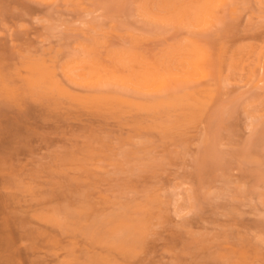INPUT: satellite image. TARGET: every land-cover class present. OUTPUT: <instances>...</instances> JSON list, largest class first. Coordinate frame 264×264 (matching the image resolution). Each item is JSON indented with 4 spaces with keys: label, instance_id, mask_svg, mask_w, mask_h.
Masks as SVG:
<instances>
[{
    "label": "rangeland",
    "instance_id": "rangeland-1",
    "mask_svg": "<svg viewBox=\"0 0 264 264\" xmlns=\"http://www.w3.org/2000/svg\"><path fill=\"white\" fill-rule=\"evenodd\" d=\"M217 4L0 0V264H264V0Z\"/></svg>",
    "mask_w": 264,
    "mask_h": 264
},
{
    "label": "bare ground",
    "instance_id": "bare-ground-1",
    "mask_svg": "<svg viewBox=\"0 0 264 264\" xmlns=\"http://www.w3.org/2000/svg\"><path fill=\"white\" fill-rule=\"evenodd\" d=\"M201 1V0H200ZM220 0H202V5L199 7V10L198 11H200L202 14H204V15H206V17L213 11V9H215V7H216V5H218L217 4V2H219ZM194 3V2H193ZM201 3V2H200ZM228 5V4H227ZM230 5H233V4H230ZM194 6V5H193ZM225 6H226V3H225ZM228 7H229V5H228ZM217 8V7H216ZM222 8H223V6H222ZM216 10V9H215ZM222 12V11H221ZM224 13V12H223ZM203 21L205 20V18L204 19H202ZM210 20V19H209ZM206 21V20H205ZM217 21V20H216ZM202 23V22H201ZM204 24V23H203ZM206 25V24H205ZM204 26V25H203ZM201 28V27H200ZM202 42V41H201ZM197 50V55L199 56V57H196V56H194V57H196V58H193V60H194V62L192 61V63H193V66H192V68H196L197 70H199V71H194V69H193V73L194 72H196V73H194V74H196V75H198L199 74V77H200V74L201 73H199V72H201L202 70H200L198 67H196L197 65H196V63H197V61H198V63L199 62H201V61H203L204 60V58H202V55L201 54H204L205 56H206V54L205 53H203V52H199L198 53V49H196ZM195 50V51H196ZM200 51V50H199ZM204 56V57H205ZM208 56V55H207ZM201 58H202V60H201ZM209 58V57H208ZM196 59H198V60H196ZM205 61V60H204ZM207 61V60H206ZM205 61V62H206ZM208 61H209V59H208ZM189 62V61H188ZM187 62V63H188ZM210 62V61H209ZM122 63V62H121ZM197 63V64H198ZM123 64V63H122ZM204 64V63H203ZM59 65V64H58ZM183 66V65H182ZM195 69V70H196ZM79 70V69H78ZM192 70V69H191ZM188 71H189V69H188ZM109 73V72H108ZM193 73H191V74H193ZM97 74V73H96ZM158 74V73H157ZM159 75V74H158ZM196 75L195 76H191V78L192 77H195L194 78V80L196 79ZM149 76V75H148ZM153 76V75H152ZM189 76V75H188ZM119 77V76H118ZM141 77H144V76H142V74H141ZM159 77V76H158ZM167 77V76H166ZM6 78V77H5ZM160 78H162V77H160ZM188 78V77H187ZM201 78V77H200ZM163 79V81L165 80L164 79V77L162 78ZM167 79H169V78H167ZM190 79V78H189ZM193 79V78H192ZM145 80V79H144ZM156 80H157V78H156ZM109 81V80H108ZM155 81V80H154ZM199 81V80H198ZM145 82V81H144ZM159 82V81H158ZM162 82V81H161ZM160 82V85L161 84H163V82L161 83ZM200 82V81H199ZM171 83V82H170ZM169 83V84H170ZM188 83V82H187ZM193 83V82H192ZM10 84V83H9ZM150 84V83H149ZM173 84H175V83H173ZM152 86L154 85V86H156L155 85V83H153V84H151ZM175 85H177V84H175ZM188 85V84H187ZM166 86V85H165ZM186 86V85H185ZM192 86V85H191ZM176 87V86H175ZM147 88H149L148 86H147ZM151 89V88H150ZM149 89V90H150ZM173 89V88H172ZM108 91V90H107Z\"/></svg>",
    "mask_w": 264,
    "mask_h": 264
}]
</instances>
